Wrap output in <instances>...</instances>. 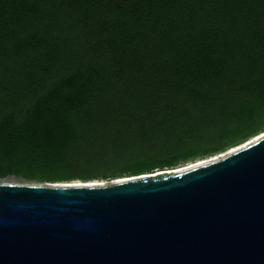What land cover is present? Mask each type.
I'll return each instance as SVG.
<instances>
[{
	"label": "trees",
	"instance_id": "1",
	"mask_svg": "<svg viewBox=\"0 0 264 264\" xmlns=\"http://www.w3.org/2000/svg\"><path fill=\"white\" fill-rule=\"evenodd\" d=\"M263 130L264 0H0V179L141 176Z\"/></svg>",
	"mask_w": 264,
	"mask_h": 264
},
{
	"label": "water",
	"instance_id": "2",
	"mask_svg": "<svg viewBox=\"0 0 264 264\" xmlns=\"http://www.w3.org/2000/svg\"><path fill=\"white\" fill-rule=\"evenodd\" d=\"M0 264H264V137L180 173L0 183Z\"/></svg>",
	"mask_w": 264,
	"mask_h": 264
},
{
	"label": "rangeland",
	"instance_id": "3",
	"mask_svg": "<svg viewBox=\"0 0 264 264\" xmlns=\"http://www.w3.org/2000/svg\"><path fill=\"white\" fill-rule=\"evenodd\" d=\"M264 134V130L261 132H258L255 137H250L246 140H243L239 143H237L236 145L232 146V147H227L223 150L217 151V152H212V153H208L205 155H195L193 157H188L185 159H182L180 161H178L175 165L171 166V167H162V168H156L153 169L151 171L150 174H156V173H162V172H169V171H173V172H182L184 170H188L191 169L193 167H196L198 165H202L205 163H208L210 161L216 160L221 158L222 156H226L228 153H230L231 151H233L234 149L240 147V146H244L245 144H248L250 142H252L255 138L260 137L261 135ZM134 176H129L128 175H122L117 179H112V180H108V179H101L98 178L96 180H91L88 182L82 181V180H73V181H69V182H64V183H57V184H92V185H109L113 182H117L119 180H124V179H128ZM0 183H16V184H49L48 182H31V181H27L23 178H19V177H7V178H3L0 179ZM54 184V183H53Z\"/></svg>",
	"mask_w": 264,
	"mask_h": 264
},
{
	"label": "bare ground",
	"instance_id": "4",
	"mask_svg": "<svg viewBox=\"0 0 264 264\" xmlns=\"http://www.w3.org/2000/svg\"><path fill=\"white\" fill-rule=\"evenodd\" d=\"M262 137H264V134L261 135L260 137L255 138L252 142H250V143H248V144H245L244 146L242 145V146H240V147L234 149V150L231 151L230 153H232V152H234V151H237V150H239V149H242V148L246 147L247 145H250V144L256 142L257 140H259V139L262 138ZM222 157H224V156H222ZM219 159H220V158H219ZM216 160H218V159H216ZM205 164H206V163H205ZM202 165H203V164H202ZM198 166H200V165H198ZM196 167H197V166H196ZM193 168H194V167H193ZM191 169H192V168H191ZM188 170H189V169H188ZM184 171H187V170H184ZM182 172H183V171H182ZM174 173H180V172H174ZM120 181H124V180H119V181H117V182H120ZM66 185H70V186H79V185H85V186H104V185H92V184H90V185H88V184H66Z\"/></svg>",
	"mask_w": 264,
	"mask_h": 264
}]
</instances>
